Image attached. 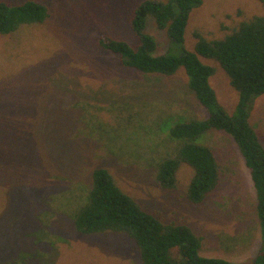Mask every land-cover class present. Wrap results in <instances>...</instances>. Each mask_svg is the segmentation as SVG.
<instances>
[{"label": "rangeland", "instance_id": "rangeland-1", "mask_svg": "<svg viewBox=\"0 0 264 264\" xmlns=\"http://www.w3.org/2000/svg\"><path fill=\"white\" fill-rule=\"evenodd\" d=\"M37 1L48 4L50 19L0 34V203L12 224L1 243L13 248L0 252V264H142L127 235L75 229L72 216L99 166L144 209L201 235V255L252 264L262 243L258 199L238 144L213 128L199 139L213 148L222 169L219 186L203 203L186 195L194 176L186 163L177 187L164 188L157 165L179 147L170 129L207 119L209 111L184 69L173 76L143 74L98 43L106 34L136 44L130 19L142 0ZM255 15H264L262 0H203L191 11L183 44L152 17L147 30L158 40L157 54L179 55L195 49L196 32L222 38ZM200 58L216 68L210 83L234 114L239 94L227 72L216 59ZM250 109L264 145V94Z\"/></svg>", "mask_w": 264, "mask_h": 264}, {"label": "trees", "instance_id": "trees-1", "mask_svg": "<svg viewBox=\"0 0 264 264\" xmlns=\"http://www.w3.org/2000/svg\"><path fill=\"white\" fill-rule=\"evenodd\" d=\"M202 3L203 0H142L130 19L136 44L106 34L99 37L98 43L117 55L123 66L143 74L173 76L185 70L190 88L208 109L209 116L179 122L170 129L179 147L176 153L158 163L156 177L164 188L175 189L180 167L188 164L194 176L186 195L193 203H203L219 186L222 169L213 148L199 139L211 128L231 135L251 170L257 192L262 243L252 264H264V145L249 120L253 100L264 94V15L241 21L222 38L208 39L196 32L195 49H183L179 55L157 54L158 40L147 30L152 17L171 40L183 44L191 11ZM51 16L48 4L37 0L17 4L0 1V34H17L27 27L45 23ZM200 56L216 59L227 72L232 87L239 94L234 114L219 103L210 83L216 68L204 63ZM91 178L86 201L72 216L78 232L125 234L137 245L142 264H239L201 255V235L186 224L163 221L144 209L107 168H94ZM3 206L4 203H0V252L9 249L13 252L12 247L1 243L12 225L7 223L8 212Z\"/></svg>", "mask_w": 264, "mask_h": 264}]
</instances>
